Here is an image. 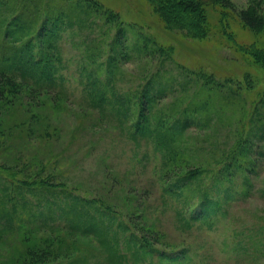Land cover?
Instances as JSON below:
<instances>
[{
	"label": "rangeland",
	"instance_id": "1",
	"mask_svg": "<svg viewBox=\"0 0 264 264\" xmlns=\"http://www.w3.org/2000/svg\"><path fill=\"white\" fill-rule=\"evenodd\" d=\"M13 1L0 0V37L19 45L27 37L5 32ZM97 1L120 33L75 7V22L42 45L57 58L56 86L0 104V164L15 179L43 169L53 183L22 189L0 174V264H264V68L234 45L263 38L222 25L213 7L208 34L193 38L146 0ZM142 38L172 58L159 63L151 43L140 51ZM145 87L151 128L185 122L167 143L136 132Z\"/></svg>",
	"mask_w": 264,
	"mask_h": 264
},
{
	"label": "trees",
	"instance_id": "2",
	"mask_svg": "<svg viewBox=\"0 0 264 264\" xmlns=\"http://www.w3.org/2000/svg\"><path fill=\"white\" fill-rule=\"evenodd\" d=\"M65 1L70 0H27L20 5V0H14L12 4V11L14 16L8 21L5 29L6 33L10 31V37L20 36L26 38L22 43L16 45L6 42L5 37H0V104L4 103L7 106L15 104V95H22L24 89L27 88L28 94L34 93L37 89H47L56 86V78L53 76V71L57 69L55 64L57 58L50 57V53L43 49L44 43H50L52 34L62 26L72 25L77 19L73 13L75 7L79 12L84 13L90 21L95 17H101L104 23L114 25L118 35L122 29L121 20L119 15L109 8H105L103 4L97 0H72L68 5H64ZM156 15L159 17L163 26L168 29L181 30L185 35L191 37H203L208 34L209 23L207 7L216 8L218 12V20L220 23L226 22V27H229L228 19L238 21L242 26L249 30L259 33L263 40L255 42H236L234 45L239 54L249 55L251 61L258 67L264 68V0H252L251 3L240 10L235 9L230 0H146ZM176 5H180L176 8ZM187 10L188 12L184 13ZM93 16V17H92ZM67 19V21H65ZM38 22V24H36ZM36 24V25H35ZM120 26V27H119ZM223 27V26H222ZM37 28V29H36ZM223 27L225 36L233 41L231 31H227ZM36 30V31H35ZM27 34V35H26ZM122 35V33H121ZM22 38H13L15 42ZM150 41V42H149ZM35 42L37 45H35ZM142 45L140 51L143 50L145 44L152 45L151 50L145 51L159 56V63L164 65V61L168 57L172 58L171 48L164 47L158 44L154 39H141ZM118 44H120L118 42ZM117 42L112 43L115 45L112 50L116 52L119 46ZM122 45V43H121ZM36 46V48L34 47ZM120 47V46H119ZM150 50V52L148 51ZM118 53L123 51L118 50ZM162 56V57H161ZM113 71V67L110 68ZM111 71V72H112ZM161 72L159 69L150 74L147 81H151L152 77H158ZM151 85V84H150ZM25 88H23V87ZM36 86V88L34 87ZM247 88V87H246ZM245 88V89H246ZM35 89V90H34ZM151 89V92H150ZM144 88L138 93L140 100L138 108V122L136 125V132L141 134L155 132V135L163 142L171 141L173 133L180 132L185 127V122L182 123L181 128L176 127V123L172 122L170 126L163 127L161 125H154V129L150 127L149 117L151 108L153 106L152 88ZM164 90L163 86L155 90V94H159ZM95 101V100H94ZM155 116V115H154ZM163 117H159L162 120ZM157 119V121H159ZM164 120V119H163ZM166 121V120H165ZM179 122V118L177 119ZM164 126V125H163ZM172 126V127H171ZM173 147V146H172ZM231 158V157H228ZM43 169H32L31 172L22 179H15L13 172L8 166L0 164V174L7 178H12V182H16L15 187L29 190H34L42 187H50L53 183L49 175L42 174ZM194 176L190 175L189 178ZM49 181V182H48ZM11 183V182H10ZM21 194V193H20ZM3 210V209H2ZM9 210L4 209L3 212ZM207 214L206 210H203ZM35 256V255H34ZM37 257V256H35ZM178 257V255H175ZM49 259L36 258L34 264H49Z\"/></svg>",
	"mask_w": 264,
	"mask_h": 264
}]
</instances>
